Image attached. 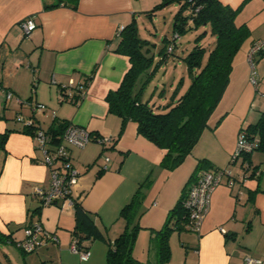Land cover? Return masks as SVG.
I'll list each match as a JSON object with an SVG mask.
<instances>
[{"label":"crops","instance_id":"crops-1","mask_svg":"<svg viewBox=\"0 0 264 264\" xmlns=\"http://www.w3.org/2000/svg\"><path fill=\"white\" fill-rule=\"evenodd\" d=\"M55 1L0 0V139L4 137L0 144L1 242L15 244L24 237L25 226L38 221L58 238L36 250H41L50 264H106L105 241H113L123 230L120 211L145 178L150 180L144 201L151 237L164 224L199 159L209 162L207 168H229L233 176L240 174L237 165L230 163L235 137L240 127L255 123L264 111V55H258L255 61V92L248 79L246 53L254 40L264 37V33L256 32L264 20L248 24L250 16L264 10V0H221L233 8L241 4L235 22L249 26L252 35L231 64L229 78L232 81L235 77L236 87L232 95L240 105L224 111L231 117L222 128L215 126L221 137L216 135L209 150H197L193 155L190 152L195 159L187 164L190 170L193 168L190 173L179 171L181 165L163 168L160 162L164 150L140 135L133 121H127L121 129L119 117L108 111L106 94L119 85L129 67L128 57L114 51L118 33L121 26L139 17L138 0H77L75 9L64 4L45 8ZM173 7L176 11L178 4ZM29 17L36 28L24 36L20 24ZM80 80L85 81L86 89L78 103L58 100L60 84ZM4 91L11 92V97L7 98ZM35 103L44 104L45 109L36 110ZM19 114L23 120L17 119ZM29 121L35 129L44 131L73 123L85 127L91 135L83 148L67 145L69 158L80 173L73 195L107 239L82 242L89 250L86 259L69 249L73 209H61L57 203L40 207L31 196L33 186L49 185L50 171L42 163L43 150L30 131ZM98 137L113 138L104 150L108 157L105 169L96 164L103 151ZM43 147L52 150L55 146L47 142ZM256 153H251L250 162L260 168L258 178L248 177L242 185L233 187L223 178L211 191L209 209L198 232L172 230L169 239L182 254V264H241L247 255L264 259V152Z\"/></svg>","mask_w":264,"mask_h":264},{"label":"trees","instance_id":"trees-1","mask_svg":"<svg viewBox=\"0 0 264 264\" xmlns=\"http://www.w3.org/2000/svg\"><path fill=\"white\" fill-rule=\"evenodd\" d=\"M173 3L178 4V8L172 18L170 30L172 36L176 33L179 38L188 31L202 28L191 49L182 50V53L185 51L182 54V61L185 64L186 73L178 76L176 84H174L175 75L171 79L172 82L168 81L169 60L167 58L173 51L176 39H167L165 35L162 39V47L155 54L150 47V41L142 38L138 33L139 27L133 18L118 33L119 41L114 49L115 52L128 57L129 67L119 85L109 91L105 98L108 111L121 120V129L127 121H133L140 135L160 150H164L160 163L166 169H174L180 165L192 151L205 127H209L210 114L220 102L224 89L229 83L231 64L236 52L241 48L244 39L250 35V29L246 24L235 22V15L239 12L241 4L233 8L221 0H161L147 10L146 14L151 19L157 9ZM60 4L75 9L77 0H56L45 8ZM207 35L212 41L204 46L199 41ZM171 43L174 45L171 51L167 52L168 45ZM155 55H157L156 58ZM176 66L174 64L172 68ZM187 79L188 85H186ZM151 84H153L152 87ZM146 90H149L147 96L144 95ZM155 96L165 99L158 102ZM260 113L255 123L240 127L239 130H244L248 140H256L253 150L264 152V111ZM65 126L66 124H63L58 128L47 130L48 142L54 146L59 144ZM29 127L33 134L41 129L39 127L35 129L32 123ZM3 138L0 139V144L4 142ZM250 155H246L249 163H251ZM208 163L204 158L197 161L195 171L186 181L179 199L166 214L164 224L153 231L154 236L152 235L151 238H156L157 261L155 264H162L170 258L168 238L172 230L188 231V214L181 201L185 195V189L194 181L196 173L200 169L207 168ZM255 167L258 166L255 165ZM149 182L150 180L145 178L131 200L122 207L119 217L124 220L125 225L113 241H105L107 242L106 264L137 263L131 252L141 227L139 218L144 212L142 203L145 192L142 190L146 189L144 186ZM80 205L79 201L74 200L72 238L77 239L76 243L79 247L88 249L82 242L96 238L107 239ZM0 241H4L2 234H0ZM0 264L4 263L0 261Z\"/></svg>","mask_w":264,"mask_h":264},{"label":"built area","instance_id":"built-area-1","mask_svg":"<svg viewBox=\"0 0 264 264\" xmlns=\"http://www.w3.org/2000/svg\"><path fill=\"white\" fill-rule=\"evenodd\" d=\"M22 34L29 36L31 31L36 28L35 21L32 17L26 18L20 24ZM123 27H120V30ZM176 33L171 37L172 40L177 39ZM168 45L167 52H170L172 46ZM247 53V62L250 66L249 80L253 83H257L256 71H255V57L264 53V39H256L252 42ZM60 91L58 92L59 101H69L78 103L84 95L86 84L85 81H70L68 83L60 84ZM0 92H3L0 87ZM7 98L11 97V92L4 91ZM19 103L22 102L18 97L15 98ZM33 107L37 110L45 109L44 104L35 103ZM18 120H23L21 114L17 116ZM31 125L30 121L28 122ZM61 142L52 150L44 149V145L49 141V134L43 129H39L33 134L38 141V146L43 150L42 163L48 166L50 171V181L47 187H41L38 185L33 186L32 195L39 201V205L47 206L50 204H58V207L72 208L75 198L74 190L78 184L80 173L75 170L70 156L69 147L75 146L83 148L91 140V135L87 132V129L81 125L68 123L66 124L63 132L61 133ZM237 145L230 157V163L238 164L240 174L233 176L229 168L200 169L195 176L193 182H191L187 189H185V195L182 199V205L188 214V226L191 232H198L199 225L203 220L206 212L209 209V200L211 191L218 185L223 178H226V184L229 187L240 186L246 181L248 177L258 178L260 176V170L252 163H249L246 155L251 154L255 149L256 140H248L246 138L244 130H239L237 133ZM96 140L104 148H108L113 142L111 137H98ZM68 145V146H67ZM104 150L97 156L96 164L99 169L107 168L108 157L105 156ZM237 186V187H238ZM221 232H225L223 227H220ZM24 237L16 241V247L23 252H33L37 249L47 245L48 242H57L58 238L55 234L47 232L40 222L33 221L24 228ZM77 239L72 238L69 249L80 255L81 259L88 258L89 250L79 247ZM241 264H264V259L256 258L252 256H245L241 260Z\"/></svg>","mask_w":264,"mask_h":264},{"label":"rangeland","instance_id":"rangeland-1","mask_svg":"<svg viewBox=\"0 0 264 264\" xmlns=\"http://www.w3.org/2000/svg\"><path fill=\"white\" fill-rule=\"evenodd\" d=\"M161 0H138L137 2V9L139 12V17H137L135 20L137 21V25L139 27V34L142 38L147 39L150 41L149 44L152 51L157 54L158 50H160V48L162 47V39L164 38V36L168 35L171 31V22H172V18L175 12V9H173L175 6V4H169L167 6L161 7L159 9H157L156 14L153 15V18L151 20H149L150 18H148L146 12L147 9H151V7L155 6V4L159 3ZM171 6V7H170ZM248 10V9H246ZM247 11H244V13L242 15H244ZM241 15V17H242ZM264 20V10L259 11L257 14H254L253 16L249 17V26L250 25H254L257 22ZM261 24L260 26V30L256 31L257 34H262L264 33V27H262ZM248 26V27H249ZM202 29V28H201ZM201 29H197V30H192V31H188L185 34L181 35L179 38H177L176 40H174L175 46L173 48L172 53L169 55V57L167 58V60H169V62L167 63V74H169V82H172V78L175 75V81L174 84H176L178 76L185 74L186 72V67L185 64L182 61V57L180 58L178 54H184L185 51H188L189 49H191V47L194 45V41L196 36L198 35L199 32H201ZM171 34L169 35V39H171ZM252 35H249V37H247L243 44V46L245 47V44H247V42H249L251 39ZM259 39H264V37L259 38ZM210 41L211 38L210 36H206L204 38H202L200 42V44L207 46L209 45V43H211ZM252 44V43H251ZM250 44V46H251ZM242 46V48H243ZM249 46V48H250ZM182 48V49H181ZM182 50H185L182 53ZM249 50V49H248ZM157 56V55H156ZM259 57V56H258ZM257 56L255 57V61L258 58ZM180 58V59H179ZM173 63V64H172ZM176 64L177 66L175 68H172L173 65ZM248 65V64H247ZM249 68V74H250V66L248 65ZM173 71V72H172ZM257 77V76H256ZM232 81L230 82V84H228V86L224 89L225 92H223V95L220 99V102H218V104L216 105V107L214 108L209 120H208V125L209 127H205L204 131L201 133L199 139H197V143L194 145V147L192 149L191 154H196L197 150H209L210 147L212 146L213 142H215L214 139H216V135L218 136V138H220V131L216 130V125L222 128V126L226 125V122L229 120V118L231 117V113H229L231 107L235 106L236 104L239 106V103H236L235 101L236 98L233 97L232 93H233V89H236V87H234V82H235V77L232 76ZM249 79V78H248ZM167 81V80H166ZM167 81V82H168ZM250 85L252 86V89L255 92H258V79H257V83L253 84L250 80ZM189 80L187 79V83L186 85H188ZM171 84V83H170ZM153 84H151L150 86L152 87ZM150 90V89H149ZM149 90L145 91V96H147ZM237 94V93H236ZM236 96V95H235ZM163 99L165 98H159V96H155V100H157L158 102H162ZM224 111H229L227 113H225ZM226 114V115H225ZM228 116V117H225ZM217 120V121H216ZM216 121V122H215ZM222 124V125H221ZM220 130V129H219ZM238 133V132H237ZM237 137V136H236ZM235 137V139H236ZM237 145V139L235 140V144H234V148ZM199 148V149H198ZM257 152L258 150H254L253 153ZM256 153V154H257ZM192 154V155H193ZM192 155H188L186 157V159L180 164L183 167H180L179 171L183 172H187L190 173L189 171H192L193 168H191V170L189 169V167L187 166L188 162H194L195 159L192 158ZM238 166V164H236ZM179 167V165H177ZM233 167V166H232ZM147 187V185L144 186V189ZM144 191V190H142ZM145 192V191H144ZM146 193V192H145ZM147 202L143 201V209L144 212L142 215H140L141 217L139 218V224H140V228L138 230L136 239L134 240V245H133V249H132V255L134 256V258L137 260L136 264H155L157 261V256H156V238L153 239L151 237H149V229L146 228L147 227V222H146V211H147ZM154 236V234H152ZM152 236V237H153ZM171 238V236H170ZM172 238L175 240L176 236L172 235ZM169 239V238H168ZM174 240L172 241V243L174 242ZM171 245V246H170ZM172 247V249H171ZM169 248H170V258L163 262L162 264H182L181 262H183V257L182 254H178L175 246L171 244V239H169ZM0 261H3L4 263L6 261H9L11 264H50L47 259L43 256V252L41 250L38 251H33V252H22L21 250H19L15 244H9L6 245L5 243L0 241Z\"/></svg>","mask_w":264,"mask_h":264}]
</instances>
